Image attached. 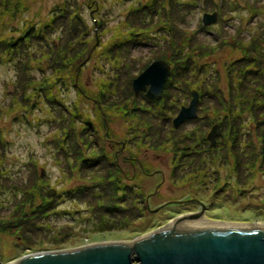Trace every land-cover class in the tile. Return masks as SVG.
Segmentation results:
<instances>
[{"label":"rangeland","instance_id":"374dc122","mask_svg":"<svg viewBox=\"0 0 264 264\" xmlns=\"http://www.w3.org/2000/svg\"><path fill=\"white\" fill-rule=\"evenodd\" d=\"M158 59L161 96L136 93ZM197 202L264 222V0H0V264L132 241Z\"/></svg>","mask_w":264,"mask_h":264},{"label":"water","instance_id":"95a60500","mask_svg":"<svg viewBox=\"0 0 264 264\" xmlns=\"http://www.w3.org/2000/svg\"><path fill=\"white\" fill-rule=\"evenodd\" d=\"M206 23L216 14H205ZM75 30V26L72 27ZM171 66L163 59L152 62L133 81L135 92L161 96ZM149 85V87H148ZM174 119L179 126L197 116L198 94ZM220 133L214 126L212 146ZM202 211L132 241H114L72 250L43 251L24 255L6 264H264V222H232Z\"/></svg>","mask_w":264,"mask_h":264},{"label":"bare ground","instance_id":"6f19581e","mask_svg":"<svg viewBox=\"0 0 264 264\" xmlns=\"http://www.w3.org/2000/svg\"><path fill=\"white\" fill-rule=\"evenodd\" d=\"M185 219V218H184ZM180 220V219H179ZM182 220V219H181ZM178 221V220H177ZM164 228V227H163Z\"/></svg>","mask_w":264,"mask_h":264}]
</instances>
